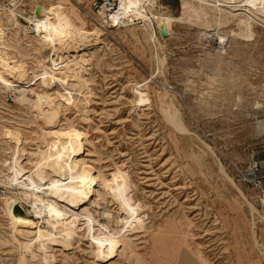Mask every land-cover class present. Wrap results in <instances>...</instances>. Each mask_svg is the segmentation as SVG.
Wrapping results in <instances>:
<instances>
[{
  "label": "rangeland",
  "instance_id": "374dc122",
  "mask_svg": "<svg viewBox=\"0 0 264 264\" xmlns=\"http://www.w3.org/2000/svg\"><path fill=\"white\" fill-rule=\"evenodd\" d=\"M20 1L17 11L23 16L37 3L61 2L87 29L96 28L80 10L81 0ZM181 1L144 4L150 16H180ZM212 5H205V16L174 23L167 38L154 22L155 42L137 21L109 23L99 35L71 41L69 54L89 60L86 69L73 66L78 80L67 86L42 83L40 60H48L53 48L38 44L34 30L26 35L3 18L1 53L23 62L29 76L15 82L16 89L0 83V264H264V14L257 13L243 36L238 16L225 13V21H216ZM63 54L66 49L56 52ZM146 81L148 96L139 102L134 88ZM23 87L32 103L43 93L54 95V125L31 103H21ZM180 122L188 132L176 126ZM50 127L81 135L78 159L92 169L94 192L84 206L60 203L68 220L76 219V233L64 243L54 231L58 241L47 248L39 244L32 258L13 239L3 208L2 198L18 190L6 180L4 162L12 146L26 149L24 164L35 159L30 152L52 141L43 133ZM120 178L140 205L134 229H123L125 213L106 189ZM29 210L25 201L15 205L17 214L39 221ZM88 214L96 234L116 228L127 238L106 260L94 252Z\"/></svg>",
  "mask_w": 264,
  "mask_h": 264
},
{
  "label": "bare ground",
  "instance_id": "6f19581e",
  "mask_svg": "<svg viewBox=\"0 0 264 264\" xmlns=\"http://www.w3.org/2000/svg\"><path fill=\"white\" fill-rule=\"evenodd\" d=\"M197 2L200 3L199 5L197 4L198 6H195L191 0H182L181 8L183 13L180 16L162 13H151L150 16L146 11L144 0H119L118 8L111 15V21L114 22L111 25L128 26L136 24L137 21L142 24L143 30L148 35L149 40L155 42L156 31L153 26L154 22H156L159 32L166 30L169 36L172 32L174 23L187 18L190 19L193 16L201 17L202 15H207L209 13L204 11L205 5L208 4V6H210V4L214 3L212 6L215 7L214 9L216 11L215 13L213 12L215 17L213 19H216L217 21L222 18L225 21L222 17L225 13H231L238 16V31H240V35L245 36L246 33L250 31L252 22L255 18L258 20V17H256L257 13L264 14V0H250L248 2L245 0H197ZM0 6V9L6 10V12H0V45L7 28L2 20L3 18H7L11 22L12 27H14V24L17 29H22L26 35H28V28L34 30L35 35L33 36V39H35L38 44L53 48L54 53L52 56L48 57V60L45 58L40 60V76L42 83L46 86L54 84L56 81L67 86L71 85V80H78L77 71L73 69V66L86 69L89 59L86 58L87 56L84 54L78 55L76 53L77 55H70L72 53H70L68 49L71 46V41H75L77 38H79V40H76V42L83 41V39L86 40L85 38L90 37L89 35L94 33L99 35L102 32L101 29L103 26L109 24L108 21L103 20L100 21V23L92 22L91 24L96 28L94 30H89L87 29V26H85L83 18L72 14L70 8L61 2L49 5L45 3H37L35 9L40 6V14L37 15L36 12H31L29 16L22 15V18H24L26 23H21L19 21L20 18L18 20V16L21 14L17 11V8H6L1 2ZM97 24L100 26H97ZM60 49H66L67 55L63 54L57 56L56 52ZM1 52L0 49V83L5 85V89H16L14 88L16 86L15 82L22 84L21 80L26 79L27 71L24 68L23 62L21 63L16 60L10 61L3 56V52ZM35 77L37 78V75ZM27 83H30V81H27ZM75 83L77 84V82ZM148 83L149 81L136 84V87L134 88V93L138 95L137 100L139 102L144 101L148 96ZM41 88L44 89L43 87ZM27 91L28 89L26 87L19 89L18 92L20 94L19 99L21 100V103H31L37 110L39 116L41 115L49 121V124L54 125L53 119H57L56 116L58 112V106L52 104L55 102L54 95L52 96L50 92L49 94H37L38 97L36 98L38 99L33 100L34 102L32 103L29 100L30 98L26 95ZM35 91L38 93V90ZM75 96L78 97L79 101V96ZM56 97L57 96H55V98ZM44 99L47 101L46 103H49L47 104L48 108L46 109L43 107L44 101L42 100ZM60 104L61 103H58V105ZM175 122L176 121H174V123ZM176 126L180 130L188 132V129L182 124V122H180L179 126L177 124ZM52 127L49 129L47 128V130L43 132L47 136L52 135V141L45 147L38 146L37 151L30 152V155L35 156V159L29 158L28 162L24 164L22 157L23 155L25 156L24 153L26 152V149L12 146V156L4 162L8 167V172L5 178L10 185H17L18 188L16 189L18 190L15 191L13 195L2 198L3 208L13 239L17 241L20 247L25 252L29 253L32 258L36 256L35 248H37L39 244L47 248L49 243L58 241L55 237L54 231L66 241H63L64 243H67L72 235L76 233V219L68 220L66 217L67 211L60 203H65L66 206L74 208L81 204L83 205L90 193L94 192L92 190L93 186H91L92 169L78 159V155L82 150L81 135L75 132H66L62 128L53 129ZM205 145L208 148L210 147L206 143ZM28 165L31 167L28 168ZM106 189L108 194L118 202L121 210L125 213V216L122 219L125 226L122 228L126 230H129V228L134 229L136 220L140 217V205L133 202L129 193L130 191L127 181L123 178L110 180ZM22 201H25L30 205L29 211L35 215L39 221L24 217L15 212V205ZM91 217L92 215L87 217L89 226V228H87L89 231H93L94 229L92 223L90 226V222H93L94 219ZM42 222H45L47 225H43ZM105 228L108 229L107 226H105ZM115 229L113 231L109 229L108 233L100 231L96 234L93 231V234H90L91 243L98 259L106 260V258L110 257L112 253L117 250L119 251L121 246L127 244V238L124 235H121L123 229Z\"/></svg>",
  "mask_w": 264,
  "mask_h": 264
},
{
  "label": "built area",
  "instance_id": "2783aa9c",
  "mask_svg": "<svg viewBox=\"0 0 264 264\" xmlns=\"http://www.w3.org/2000/svg\"><path fill=\"white\" fill-rule=\"evenodd\" d=\"M20 2V0H6L1 4L6 8H19L21 5ZM78 5L83 15L92 22L103 20L113 24L111 15L118 8L119 0H81ZM31 12L34 13L35 8Z\"/></svg>",
  "mask_w": 264,
  "mask_h": 264
},
{
  "label": "water",
  "instance_id": "95a60500",
  "mask_svg": "<svg viewBox=\"0 0 264 264\" xmlns=\"http://www.w3.org/2000/svg\"><path fill=\"white\" fill-rule=\"evenodd\" d=\"M40 11H41V7L38 6V7L36 8L35 12H36L37 15H39V14H40ZM160 34L162 35V37H167V36H168L166 30H162V31L160 32Z\"/></svg>",
  "mask_w": 264,
  "mask_h": 264
}]
</instances>
